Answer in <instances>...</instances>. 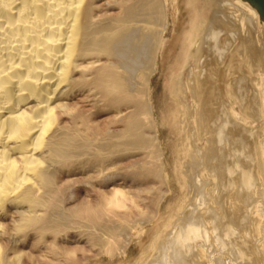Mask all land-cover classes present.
Masks as SVG:
<instances>
[{
    "label": "bare ground",
    "instance_id": "bare-ground-1",
    "mask_svg": "<svg viewBox=\"0 0 264 264\" xmlns=\"http://www.w3.org/2000/svg\"><path fill=\"white\" fill-rule=\"evenodd\" d=\"M206 1L209 19L196 17L187 34L194 71L171 77L177 107L173 171L191 192L199 185L196 166L202 162L213 171L215 185L204 215L187 192L163 221L168 175L151 77L170 0H0V264H87L89 251L123 254L128 235L147 214L136 208H149L147 218L160 223L150 257L142 260L141 253L137 264L220 263L193 245L205 213L218 232L213 240L239 251L235 264H262L264 252L250 237H231L247 220L244 204L254 202L251 185L258 173L220 145L229 133L226 124L215 123L213 105L223 91L242 96L228 75L264 62V46L241 37L229 53V41L240 33L237 21L255 22L256 11L238 0ZM251 1L264 15V5ZM233 134L236 146L248 148L246 138ZM203 136L205 147L198 149Z\"/></svg>",
    "mask_w": 264,
    "mask_h": 264
},
{
    "label": "rangeland",
    "instance_id": "rangeland-1",
    "mask_svg": "<svg viewBox=\"0 0 264 264\" xmlns=\"http://www.w3.org/2000/svg\"><path fill=\"white\" fill-rule=\"evenodd\" d=\"M256 1L258 3L260 2V4L264 5V0H256ZM238 2L241 5L248 6L251 9H254L256 11L255 12L256 21L252 22V23H248V24L246 23L245 25H244V21H240V20L237 21V23H238L237 24V31H239L240 33L238 35V38H236V39L233 38L232 40H230L231 42L229 41V43H231V44L228 43L230 46L229 47L230 48L229 53H232L233 48L239 44V42H240L239 39L241 37H247V36L251 37L252 36L251 38H252V41L254 44H256L258 47L264 46V15L262 13V10L260 11L257 7H255V5H253V3H252L253 1H251V0H248V1L238 0ZM169 5H170L168 8V22L169 23L167 25V29H166V32L164 34V39L162 41V45L160 47L161 51L159 50L160 54L158 55L157 66H156L157 70L151 77V91H152V100H153V105H154V115H155L156 120H157V129L159 131V136L163 142V160H164V164L166 163L165 164V171L168 175L167 189L169 192L166 191L167 189H165V188L163 189V192H165V195L163 196L164 200H163V202H161V205H160V214H161L160 216L163 217V221L169 216L171 208L175 206L177 200L182 198L185 194H187V192L191 193V195L196 200L195 201L193 199L194 204H195V206H194L195 211L198 213H202L204 215V211L207 212V210H208L207 200L209 199L210 195L213 194V192L211 190H213V188H214L213 185H215L214 184L215 178L210 177V176H214L213 171L207 165H205V163H202V162H200L199 165L196 166L197 172L200 171V173L198 172L199 174L196 172L198 174L197 175L198 176L197 181H200V182L204 181L203 182L204 184L197 182L199 184L197 186V189L201 187L200 189H198L199 192L197 189L190 192V189L188 190V189L182 188L181 183H180L181 180L178 181L176 179V175H174L175 172L173 171L174 170L173 166H174V164L176 162V158H177V154H175V153H177V151H176V148H174L175 143H176V139H177V129H176V123H175L176 122L175 116H177V107H176V103L174 102V99H173L174 97L172 95L170 96V91H171V86H172L170 83L173 84V81H171L173 78L172 76H175L176 74H179L182 72L183 77H186L188 70L190 71V69H191L192 71H194V65H193L194 59L189 58V60H188V58H187L188 57L187 56L188 55V49L186 48L187 47V41H188L187 34H188L189 29L192 27L191 25L193 24V21L196 17H200L203 20L209 19L210 7H209V4L207 3L206 0H170ZM230 10L232 11V14L235 15L234 16L235 19H238L236 17V15H238L239 13L234 12V8H232V7L230 8ZM191 12L193 14H191ZM185 60L186 61L188 60L189 62L185 63L186 62ZM262 63H260L256 67L259 68L261 66L264 68V62H262ZM184 64L185 65L187 64V65L185 66ZM191 65H192L193 69L191 68ZM184 66H185V68H184ZM256 67L255 68L252 67L253 69L252 68L251 69H243L242 68L239 71L234 70L233 72H231L228 75V83L231 85L233 90L237 89V92L239 94L241 93V95H242V96H240L241 99H240V97L224 93V91H223L221 93V95L219 96L218 103L217 102L214 103L213 107H215L214 108V110H215L214 117L217 116V118H219L218 120H217V118L215 119V123L217 125L222 124V123L226 124L227 126H226V128H224L226 130H224V131H226V133L227 132L229 133L228 135H226L227 139H225L224 143H221L220 145L224 148V150H226L225 152L228 155L232 152V155L230 154L229 157L230 156H232L231 158H233V157L237 158L238 157L239 160L242 161V162H240L241 164L244 163V160H246V161L248 160V162L250 161L251 165H253L252 167H254L253 169H255L254 171L256 173H258V180L254 181L253 184L251 185V187L253 188V189L251 188L252 191L257 190V193L255 192V194H254L255 196L253 197L256 200L253 199V201H254V202L252 201L253 203H251V201H248V202H246L247 204H244V212H246L245 213V216H246L245 219H247L244 222V224H246V222L249 224L248 225L243 224L244 226L242 225L241 228L236 229L235 233L233 234L234 236L231 235V237L233 239H234V237H237L238 238V239L236 238L237 240H239L240 238L242 240L245 239V241L250 239L248 242H251L255 248L257 247V249L259 251L264 252V192H261V190L264 191V179H263V177H264V69L263 68L257 69ZM182 68H184V70H182ZM186 69H188V70H186ZM235 77H237V78H235ZM241 78H242L243 82L241 81ZM226 79H227V77H226ZM238 80L240 82H238ZM231 81H232V83H231ZM235 82L236 83L238 82V85ZM233 83H235V84L232 86ZM240 84H241V86H240ZM242 87H243V89H242ZM239 88H240V90H238ZM244 89H246L248 92ZM243 90L246 92L244 93ZM244 95L246 96V98ZM186 99L190 102L192 100L190 95H188L186 97ZM242 99L244 100V102ZM256 99H258L259 102ZM239 100H241V101H239ZM249 103L251 105H249ZM249 106L252 107V110H250L251 108ZM219 107L222 111L225 108L226 113H225V110L222 112L220 109H218ZM222 107H223V109H222ZM175 108H176V111H175ZM190 109L192 111L193 107ZM171 113H173V114H171ZM226 114L230 115V118H229L230 120L228 122H230V124L234 123V125H235V126L233 124L231 126L229 125L230 127H233V126L235 127V129H234V127L232 128L233 130L231 129L232 131L230 129H228L230 127L228 126L229 123L226 121L228 120L227 117H229V115L227 116ZM253 116H256V117H253ZM258 116H259V118H258ZM222 118H225L226 120L224 119L225 121H223ZM221 121H223V122H221ZM231 121H232V123H231ZM236 123L239 126L236 125ZM230 132H231V134L234 133L232 136H236V137L240 136V137L246 138L245 141H247V144H248L247 147L249 149L250 148L251 149L249 150L248 148H246L245 149L246 151L245 150L242 151L241 146L239 144H237L238 146L235 145V143L237 141L236 142H234V140H233V142L231 141L230 138H232V137L230 135ZM205 138H206V136H203L200 140L197 141L196 147H198V149L205 147V142H206ZM230 141L234 144H232ZM224 146H226V147H224ZM233 146H236L237 149L235 147V149L233 150ZM239 146H240V148H239ZM252 146H254L253 149H252ZM228 150H230V151H228ZM173 157H174V159H173ZM257 160H259V161H257ZM228 161H230V160H228ZM232 179H233V177H231L230 180H232ZM206 180L208 182H206ZM205 183H208V186H206L207 184L205 185ZM229 184H231V183H229ZM202 186H204V190H203ZM258 186H260V187H258ZM200 190H202V191H200ZM208 190H209L210 194H209ZM250 192L251 191L249 188V193ZM200 193H201V195L203 194L202 197H200L201 196ZM205 193H208L209 195L208 194L206 195ZM199 200L202 201V202L200 201L201 205H200ZM196 202H199L197 204H199L198 206H201V208L199 207V209H197L198 207L196 206L197 205ZM203 205L204 206L206 205V207L202 208ZM246 205H248V206H246ZM249 205H252V206H249ZM248 207L250 208V210ZM245 208H248V209H245ZM136 210L138 211V213L139 212L142 213L144 210H146L147 214L150 215V209L149 208L148 209L136 208ZM146 211H144V212L146 213ZM251 213H252V215H251ZM147 214L144 217L145 221L139 223L141 226L137 224V226H136L137 228H135L130 233V235H128L130 241L127 240L128 246L126 247L125 253L123 252V254H122L119 252V254H117L118 253L117 252L116 253L117 255L113 254L111 256L108 254L109 255L108 256L107 253L104 251H100L101 254L100 253L95 254L96 251H89L87 248H85L86 250H83L81 252V253H83L82 255L86 254L85 255L86 257L84 256V259L87 258V256L91 254L90 256H88L90 258L86 259V261H88L87 264H137L138 259L141 258L140 257L142 255L141 253H146L145 255L142 256L141 259L143 260L146 257L145 259L147 260L151 254L150 246H151V242H152L151 239H153L152 236L156 232L157 228L160 226V223H158L156 221V219L149 220L147 218ZM149 215H148V217H149ZM204 217H205V220L203 221V223H201V231H200L202 235L199 237V239L197 238L198 240L196 239V241H194L193 245L204 247L205 252H207V255L213 254V256H215L217 259H219L220 263H218V264H235V263H237L239 261V258H237V256L239 255V251L234 249L233 247L231 248L232 250H230V248H228V247H225L224 245H222V247H221V244H223L222 242L213 240L216 237V234L218 232H216L217 230H215L213 228L214 223L210 219V215L205 213ZM247 217L248 218L251 217V218H249L250 220ZM254 219H255V221H254ZM245 226H246V229H245ZM247 227H249V228H247ZM205 229H207V230H205ZM138 230H140V231H138ZM141 230H143V231H141ZM136 231H137V233H136ZM236 231H237V233H236ZM254 233L256 235H254ZM243 234H245L244 235L245 238H244ZM204 235H207L206 236L207 238ZM247 236L250 238L249 239L246 238ZM208 237H209V239H208ZM204 238L208 240V241L207 240L206 241H207L209 246L207 245V243L204 244L206 242ZM217 238H218V235L215 239H217ZM254 238H256V240ZM202 239L204 240V243H203ZM217 242L220 244L217 245L218 244ZM207 246H208V248H207ZM145 248H146L147 252H146ZM212 248L215 249L214 250L215 252L212 250ZM87 250L89 252H86ZM216 252H218V253H216ZM104 253H106V254H104ZM216 254L218 256H216ZM97 255H99V256L97 257ZM221 255H223V256H221ZM219 256H220V258H219ZM221 257H222V259H221ZM229 257L231 258V260H229L230 259ZM234 257L237 258V260ZM222 260L224 261V263L222 262ZM263 263H264V257L262 260V264Z\"/></svg>",
    "mask_w": 264,
    "mask_h": 264
}]
</instances>
